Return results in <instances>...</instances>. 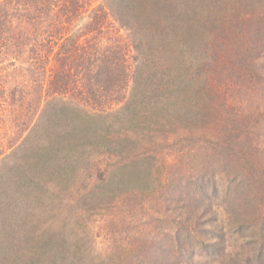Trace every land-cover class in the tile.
I'll list each match as a JSON object with an SVG mask.
<instances>
[{"label":"rangeland","instance_id":"obj_1","mask_svg":"<svg viewBox=\"0 0 264 264\" xmlns=\"http://www.w3.org/2000/svg\"><path fill=\"white\" fill-rule=\"evenodd\" d=\"M70 1L77 5L65 25L68 36L92 37L91 18L103 24L104 12L109 13L108 34L97 32L98 40L104 43V36H109L108 45H120L129 68L141 70L134 77L140 73L143 80L154 71L156 47L139 52L132 46L143 44L136 32L146 25L139 8L165 6L167 11L159 18L167 20L166 34L174 37L171 31L176 26L188 30L194 44L182 47L212 59L201 60L211 66L212 85L191 101L187 96L177 98L180 91H187L179 79L186 76L182 72L192 67V60L173 58L169 65L177 70L174 80L156 83L149 101L172 96L181 103L180 109L169 106L172 112L156 119L157 125L138 129L145 123L140 119V126L128 131L123 119H107L105 123L115 128L106 134L96 116L87 127L72 121L73 147L83 160L68 158L69 169L61 158L51 162L40 174L42 189L35 185L40 203H24L17 212L21 205L18 196L9 193L17 183L11 177L21 165L34 162L41 146L36 144L39 139L43 142V133L34 138L29 134L42 103L41 80L48 63L37 62L41 49L34 44L11 48L8 55L5 49L0 55V84L21 97L0 112V264H264V4L261 0H214L210 6L202 0ZM110 1L114 11L105 9ZM22 20L16 13L15 26L6 27V0H0L5 42L6 32L11 37L29 34L34 41L37 32L45 36L50 29L56 31L49 27L51 19L29 21L30 25ZM167 41L182 50L174 39ZM191 109L197 111L195 117ZM127 123L134 125L131 120ZM105 135L111 145L119 143L113 146L119 151L95 150ZM10 155L15 156L10 160ZM6 204L16 215H7ZM28 229L36 242L25 233ZM20 233L22 244L35 254L33 259L22 261L17 256ZM6 251H13L10 258Z\"/></svg>","mask_w":264,"mask_h":264},{"label":"trees","instance_id":"obj_2","mask_svg":"<svg viewBox=\"0 0 264 264\" xmlns=\"http://www.w3.org/2000/svg\"><path fill=\"white\" fill-rule=\"evenodd\" d=\"M202 1L209 6L214 2V0ZM261 2L264 4V0H261ZM76 5L70 0H63V2H59L58 0H6V27L9 25L15 26L14 19H16V13H19L23 19L22 23L30 25L29 21L39 23L42 19L45 21L51 19L52 23L49 27L56 29L54 33L50 29L45 36L41 32H37L33 36L35 42L33 38L30 40L29 34L11 37L7 32L5 42L4 33L0 30V55L3 54L5 49L6 55H8L11 48L34 44L36 50L41 49V56L37 55V58H39L37 62L41 64L47 61L48 63L43 73L44 80H41L44 83L41 94L42 103L37 109L35 123L29 134V138H34L43 133L44 136L41 138L43 142L41 143L39 139V143L36 144V146H41L39 151L33 156L35 157L34 162L21 165L22 167L16 172V176L13 175L11 177L12 182L17 183L11 186L9 193L17 195L21 205L19 206L20 209H15L17 212L23 208L22 205L24 203L29 205L40 203L39 199L37 200V195L40 196V194L35 190V185L37 188L42 189L43 180L41 181L40 174L51 162H55L58 158H61L62 164L67 163V169H69L71 160H68V158L71 159L72 156H75L77 160L83 158V156L82 158L79 157L80 151L76 147H73L76 145L73 144L74 129L71 126L72 121L75 125L81 124L87 127L93 121L94 116H96L98 118L96 124H100V120L101 124L105 126L104 131H106V134H110L113 132L112 128H115L105 123L107 119H112V121L114 119L117 121L123 119L128 131L138 128L140 125L137 122L140 119H144L145 123L138 129L145 130L151 128L153 125H157L156 119H160L161 121L172 112L169 106L178 108L179 104H181L178 100L173 101L174 98H171L172 96L165 97L164 100L158 102L149 101L151 99L150 93L153 91V86L156 83L164 84V82L170 83L174 80V72L177 70H174L169 65V60L173 58L179 61L186 60L187 62L192 60V67L185 68L186 72H182V68L179 69L184 73L183 75L186 73V76H181L182 78L179 81L181 85H185L187 91L184 94L178 91L179 95L177 98L181 97L184 100V97L187 96L185 98L191 101L196 94H200L201 96L203 94L202 91H205V88L212 85L211 78H208L211 75V66L206 62L212 59L207 58L206 60L202 55L195 54L192 51L188 52L186 48L182 47L184 44L187 45L188 42V46L194 44V42H190L194 37L187 34L188 30L183 31L180 27L176 26L174 31H171L174 37L166 34V32H170L166 27L167 20L159 18V14H164L167 11L165 6L154 4L155 13L158 14L156 15L158 17L157 20H154L157 17L153 14V8H139L143 16L140 20L146 25L139 28L138 31L136 29V32L143 40V44L132 46L139 50V52L142 49L150 50L153 46L156 47L153 53L155 56L153 58L156 60V64L152 66L154 71L144 80L139 73L138 76L140 75L142 78V81H139L138 76L135 78L134 74L135 71L141 70L137 67L134 70L129 68L126 61L127 54H123V49H120V45L116 46V42L108 45L109 36H104V43L102 40H98L97 32L104 31L103 35L108 34L107 18L109 13L104 12L103 16L105 20L102 19L103 24L100 20L97 22V17L91 18L93 24L90 25L93 26L92 37L89 36L87 38V34L75 37L73 35L68 36L66 32L69 30L64 31L66 29L65 25H67L71 10L75 9ZM126 5L124 4V7ZM105 9L114 11L111 1L106 4ZM33 12L37 13V15L32 16ZM63 17L65 20L62 19ZM124 19L125 17L122 18L123 21H125ZM96 23H101L99 29H97ZM152 24L155 26L156 31L153 30L152 32ZM167 38L174 39L179 44V49L182 47V50H175L174 47H171ZM47 48L48 50H46ZM48 51H51L49 55L47 54ZM174 52H177L176 55ZM13 60L18 61L17 58H13ZM10 65L14 66L13 64ZM49 66L50 68H47ZM205 67L206 69H204ZM198 68H203L204 70L200 71V74H189L191 70L196 72ZM1 69L3 70L0 67V71ZM41 69L43 70V67ZM202 72H206V76L201 74ZM204 79L207 81H204ZM160 90L163 91V88H160ZM167 90L174 91V88ZM5 93L6 97L3 99ZM20 97L16 92L0 84V112H3L6 103L9 106H13L17 102L16 99L20 100ZM8 98H10L9 102L6 100ZM158 103L159 106H157ZM185 112L183 110V113ZM189 113L195 117L197 111L191 109ZM130 120L133 121L134 125L127 123ZM63 130L64 132H62ZM135 133L139 134V130H135ZM125 136H128V133ZM109 143V136L105 135L104 139L97 142L93 147L95 150L101 149L103 151L101 153L119 151L117 147L113 148V146H117L119 143L115 145ZM14 156L10 155V160ZM33 195H35V198ZM6 212H8L7 215H16L9 204H6ZM20 232H24V229ZM29 232V229L25 231L26 234ZM10 233L14 234V230ZM28 236L32 243L36 242V236H31L30 234ZM23 241L20 233V251L17 256L22 261H26L29 258L33 259L35 254H33L28 246L26 247L25 244H22ZM12 254L13 251H6L8 258Z\"/></svg>","mask_w":264,"mask_h":264}]
</instances>
